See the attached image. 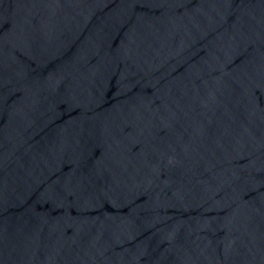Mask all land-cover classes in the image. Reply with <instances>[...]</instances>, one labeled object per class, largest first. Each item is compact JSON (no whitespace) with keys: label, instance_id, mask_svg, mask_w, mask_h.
Masks as SVG:
<instances>
[{"label":"water","instance_id":"95a60500","mask_svg":"<svg viewBox=\"0 0 264 264\" xmlns=\"http://www.w3.org/2000/svg\"><path fill=\"white\" fill-rule=\"evenodd\" d=\"M0 264H264V0H0Z\"/></svg>","mask_w":264,"mask_h":264}]
</instances>
